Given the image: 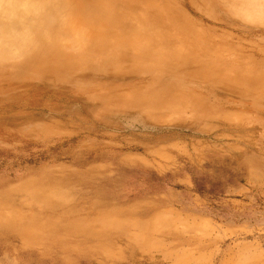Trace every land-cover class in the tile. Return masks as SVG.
I'll return each mask as SVG.
<instances>
[{"label": "rangeland", "instance_id": "374dc122", "mask_svg": "<svg viewBox=\"0 0 264 264\" xmlns=\"http://www.w3.org/2000/svg\"><path fill=\"white\" fill-rule=\"evenodd\" d=\"M52 2L63 34L44 46L99 51L117 16L141 33L126 43L154 46L148 18L183 62L158 79L99 57L64 82L0 80V264H264V20L198 0Z\"/></svg>", "mask_w": 264, "mask_h": 264}, {"label": "bare ground", "instance_id": "6f19581e", "mask_svg": "<svg viewBox=\"0 0 264 264\" xmlns=\"http://www.w3.org/2000/svg\"><path fill=\"white\" fill-rule=\"evenodd\" d=\"M52 1L0 0V80L5 79L7 76L15 75V77H17L19 74L21 75L23 73H27L30 75L35 74L36 77L40 79L43 76L46 77V75H49L54 77L56 81L58 80L59 82H64L65 80H68L69 77H71H61L69 68L71 69L74 66H78V68H80L87 61L91 62L93 59H98L99 57L102 59L105 58L108 62L114 63L115 66L117 64V66H120L123 65V63L133 61L136 65H139V67L137 66L138 68L143 69L141 71L137 69L136 72L152 73L156 76V79L160 78L163 72H172L174 75V73L178 71L177 69H174L178 68L179 66L182 67L181 65L183 61L181 58L178 59L168 56V54L166 53V48L164 46L160 47V45L164 44L165 41L162 37L158 36V34L156 35V30L154 27H151L150 20H148V18L144 19L142 21V24H145V30L153 31L152 33L154 36H151L150 38L151 42L155 43L154 46L150 45L149 42L138 46L129 45L128 43H126L128 42V40H133L135 35L141 33L136 32L138 27L132 28L128 23L119 20L118 18L120 17L118 16L109 21V27L107 28V31L97 42L98 44L100 43L99 47L102 48L99 51L96 47H94L96 45L91 46L89 45V42L88 47H80L79 53H69V55L66 53V50L68 49H66L65 46V48L61 46V44L59 45L56 43L49 46H44L46 43H48V40L46 39H49L52 42L54 37L56 38L55 32L57 30L55 31V29L57 28L56 26L59 25H57V23L53 21V15L57 16V22L59 18V15L57 14L61 10V8H65L60 7V4H58L57 6L60 8L58 9V7L56 6L57 2H54V5ZM195 1L196 0H194V2ZM198 3L201 10H204L208 14L220 19L222 18L227 20L229 18V15L226 11L231 10L232 12L237 14L246 13L248 14L247 18H257L259 20H264V0H198ZM37 10L39 13H36ZM64 11L65 10H63V12ZM162 13L165 17V21L172 19V15L170 14L169 10H166ZM51 18L52 22L50 20ZM59 27L61 28V26ZM57 29V33L59 32V30L61 31V29ZM49 31L52 32L51 36H48L46 33ZM50 32L48 34H51ZM62 34L63 33L58 34L60 35V37L57 34L56 35L59 38H62ZM117 37H119V40H116ZM141 37L143 38V36ZM72 45L73 43L70 44V48H73L74 45ZM156 51H158L160 54L159 57L155 58L154 54ZM74 58H78V61H75ZM183 60L185 65V59ZM90 62L88 63L89 66ZM91 63L94 65L95 62ZM188 70L186 69L185 76L193 75L194 79L198 77V80L200 79L202 81H206L207 78H205V73H202L200 70ZM104 72H107L109 74L108 71ZM79 77L77 76V78Z\"/></svg>", "mask_w": 264, "mask_h": 264}]
</instances>
